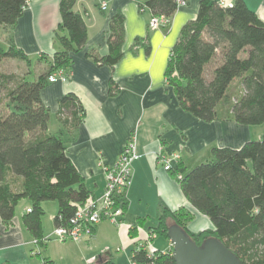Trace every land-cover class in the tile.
I'll list each match as a JSON object with an SVG mask.
<instances>
[{
    "label": "trees",
    "instance_id": "trees-1",
    "mask_svg": "<svg viewBox=\"0 0 264 264\" xmlns=\"http://www.w3.org/2000/svg\"><path fill=\"white\" fill-rule=\"evenodd\" d=\"M136 1L153 16L168 19L180 0ZM75 2L60 0L61 21L55 32L62 49L51 58L43 57L48 69L36 80L28 79V74L0 69V215L5 223H11L19 201L28 198L31 211H26L23 223L37 245L45 240L43 201L58 202L54 218L58 226L68 225L77 208L93 196L63 140L48 131L50 109L41 98L49 75L57 69L70 74L72 53L87 41V24L74 9ZM27 4L28 0H0V35L2 28L11 29L17 24ZM123 23L120 13L112 17L109 53L101 56L91 51L96 62L113 66L119 61ZM60 30L66 34L60 35ZM6 38L8 45L0 38V64L7 58L30 64V58L13 38ZM165 78L179 105L203 121L232 120L251 126L264 123V21L245 0H232L231 5L201 0L196 18L183 26L171 50ZM117 88L111 80V91ZM60 114L73 118L77 126L84 109L73 94H68L61 99ZM174 168L175 173L183 174L179 182L184 195L213 227L192 232L188 228L194 217L190 210L162 207L157 224L146 230L155 237L169 239V226L176 223L199 245L208 237H217L243 264H264V135L239 148L214 146L205 162L188 171L181 163ZM123 206L126 210V198ZM143 224L139 218L129 229L130 237H135ZM130 261L176 264L172 252L160 250L149 256L145 247H134ZM97 264L115 263L99 256Z\"/></svg>",
    "mask_w": 264,
    "mask_h": 264
},
{
    "label": "crops",
    "instance_id": "crops-1",
    "mask_svg": "<svg viewBox=\"0 0 264 264\" xmlns=\"http://www.w3.org/2000/svg\"><path fill=\"white\" fill-rule=\"evenodd\" d=\"M200 1L187 0L166 22L151 27V11L141 7L136 0H76L74 9L83 15L87 24V41L72 53L67 81H48L41 91V98L50 109L47 129L63 140L68 156L93 195H101L106 184L99 160L105 164L114 163L125 142L133 137L138 157L133 162L131 182L125 191L124 228L133 226L139 218L144 223V227H140L155 226L162 207L190 210L194 214L188 222L192 232L212 228L210 219L197 212L184 195L179 182L183 174L175 173L174 167L181 163L188 171L206 161L214 146L239 148L253 139L251 125L232 120L207 122L186 111L166 81L171 50L179 40L183 26L196 18ZM219 1L232 3V0ZM104 2L106 9H102ZM245 2L264 21V0ZM59 5L60 0H28L17 24L11 29H1L2 42L8 45L6 37H12L16 46L31 60L27 64L25 60L7 58L3 62L10 68L0 67L2 71L30 75L35 65L38 77L48 69L43 57L51 58L62 49L55 32L61 21ZM118 13L124 18L122 56L113 66L98 63L90 52L101 56L109 53L110 22ZM59 34H66V31L60 30ZM111 80L118 86L115 92L111 91ZM68 94H73L84 109L82 121L77 126H74L73 118L60 114L61 99ZM262 136L258 134L257 137ZM164 157L172 158L169 170L164 168ZM42 206L44 214L52 210L54 222L58 202L46 200ZM30 207L28 198L21 199L8 224L0 215V264H39L37 255L38 259L61 263L62 253L72 240L47 242L53 236L55 222L53 227H45V214L42 217L45 241L35 244L34 236L23 223V216ZM130 240L126 229L103 220L92 236L80 242L87 243L82 247L87 246L86 262L91 264L99 256L113 261V254L108 250L110 246L125 245L123 250H129L131 256L135 245ZM166 240L165 248L168 249L170 240ZM36 245L46 250L44 255L39 251L33 254Z\"/></svg>",
    "mask_w": 264,
    "mask_h": 264
},
{
    "label": "built area",
    "instance_id": "built-area-1",
    "mask_svg": "<svg viewBox=\"0 0 264 264\" xmlns=\"http://www.w3.org/2000/svg\"><path fill=\"white\" fill-rule=\"evenodd\" d=\"M222 4H226L220 1ZM186 4V0H180L179 5ZM231 5V3H227ZM102 9H106V3L102 4ZM168 19L164 17L153 16L150 20V26L156 27L161 22H166ZM69 73L64 69H57L52 72L48 81H67ZM137 148L133 140V137L128 139L121 152L119 153L118 159L112 164H105L102 159L99 160L100 165L103 169L105 175V188L101 195H93L84 205L77 208L74 216L70 220L68 225H58L55 226L53 235L58 241L72 240L80 242L87 237L93 235L95 227L103 220H108L112 223L118 225L120 229H126L129 233V225L124 228L122 223V216L124 214L123 203L125 201V191L131 182L133 162L137 159ZM165 165L164 168L169 170L172 168V158L164 157ZM27 211H31L28 208ZM137 235L131 237V242L136 248L145 247L148 250L149 256H155L160 250L155 248L151 243V240L155 235L150 234L146 229L142 227L137 228ZM45 239V238H44ZM45 241V240H44ZM35 244L37 240L35 239ZM118 247L117 250L121 251L125 247ZM173 246L172 242L169 243V248L162 250V252H172ZM35 251H33V254ZM95 261L98 257L94 258ZM2 264H11L10 262H4ZM39 264H54L50 259L41 258Z\"/></svg>",
    "mask_w": 264,
    "mask_h": 264
},
{
    "label": "water",
    "instance_id": "water-1",
    "mask_svg": "<svg viewBox=\"0 0 264 264\" xmlns=\"http://www.w3.org/2000/svg\"><path fill=\"white\" fill-rule=\"evenodd\" d=\"M168 237L176 264H243L217 237H208L199 245L176 223L169 226Z\"/></svg>",
    "mask_w": 264,
    "mask_h": 264
},
{
    "label": "rangeland",
    "instance_id": "rangeland-1",
    "mask_svg": "<svg viewBox=\"0 0 264 264\" xmlns=\"http://www.w3.org/2000/svg\"><path fill=\"white\" fill-rule=\"evenodd\" d=\"M6 64H7L6 62H2L0 64L1 69L10 68V67H7ZM25 68H27V67L25 66ZM32 70H33V73L28 76V79L36 80L37 76H36V72H35V65L32 66ZM252 127L253 128H251V132L253 134V137H252L253 139H259L260 137H257L258 134L264 135V123L258 124V125H252ZM51 214H52V210L51 209L47 210V214L43 218V224L45 227H46V225H48L50 227L54 226V222H53V219L51 218ZM51 240H56L54 238V235L51 236L49 239H47V242H49ZM151 243L153 244V246H155V248H157L159 250L167 249V248H165L167 245V240L163 236H157V237L153 238L151 240ZM84 245H87V243L86 242H75V241L68 242L67 249L62 253V255H63L62 261H61V263L58 262V264H89L86 262L89 253H88L87 248H86L87 246L84 248L82 247ZM120 246H123V245H118V247H120ZM118 247H116V246L108 247L109 248L108 250L110 251V253L113 254L114 263L115 264H132L130 261V251L126 250V249L119 251V250H117ZM36 251H39L44 255L46 250H43V248L41 246L36 245L35 246V252ZM37 256H36L37 260L40 261L41 258L38 259L39 255H37ZM91 264H97V262L95 261L94 263H91Z\"/></svg>",
    "mask_w": 264,
    "mask_h": 264
}]
</instances>
